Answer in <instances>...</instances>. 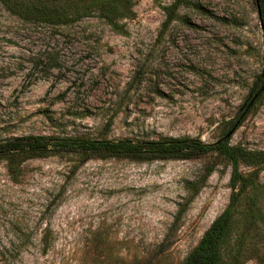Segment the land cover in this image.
Masks as SVG:
<instances>
[{"label":"rangeland","instance_id":"1","mask_svg":"<svg viewBox=\"0 0 264 264\" xmlns=\"http://www.w3.org/2000/svg\"><path fill=\"white\" fill-rule=\"evenodd\" d=\"M186 1L162 27L172 0H130L115 30L95 16L28 23L0 4V143L225 137L263 153L264 90L230 130L261 72L254 0ZM229 171L210 154L0 159V264H181L226 206ZM238 171L253 174L261 219L248 229L236 208L243 264H264V165Z\"/></svg>","mask_w":264,"mask_h":264},{"label":"trees","instance_id":"2","mask_svg":"<svg viewBox=\"0 0 264 264\" xmlns=\"http://www.w3.org/2000/svg\"><path fill=\"white\" fill-rule=\"evenodd\" d=\"M4 9L28 23H38L50 27L67 26L81 19L95 16L108 27L117 29L120 20L129 18L131 14L130 0H0ZM186 0H172L162 8L165 27L173 21L178 8L186 6ZM257 20L262 36L263 54L261 72L240 108L230 130L238 127L251 105L264 90V0H254ZM48 154L77 155L82 159L97 157L141 159L144 161L160 159L190 160L205 155L215 158L229 166L228 202L221 213L183 259L181 264H222L223 257L228 255L230 264H243L248 258L245 247L244 232L236 229L238 214L236 208L244 201V226L252 228L261 223L255 203L249 193L257 191L252 175H242L238 171L239 163L248 166L264 165L263 153H247L228 146V139L220 138L211 145L201 144L191 139H164L159 141L132 142L129 140H78L74 138L25 137L0 143V159L21 157L33 159ZM210 169L206 171V178ZM243 229H246V228ZM231 243V244H230Z\"/></svg>","mask_w":264,"mask_h":264}]
</instances>
